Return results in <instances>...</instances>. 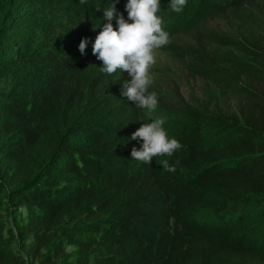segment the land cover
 <instances>
[{
	"label": "trees",
	"instance_id": "1",
	"mask_svg": "<svg viewBox=\"0 0 264 264\" xmlns=\"http://www.w3.org/2000/svg\"><path fill=\"white\" fill-rule=\"evenodd\" d=\"M255 1L187 0L177 13L160 0L157 15L171 40L162 48L197 59L189 67L214 81L236 83L235 109L224 112L177 108L152 84L154 111L121 96L125 71L105 74L102 61L75 47L102 30L113 0H0V76L12 86L0 95V165L23 168L42 135L41 143L54 141L39 177L12 192L18 207L28 206L16 232L32 239L37 264H264V31L240 51L245 56L220 63L234 75L210 67L217 64L204 50L213 45L204 38L208 19ZM114 2L127 19L128 0ZM57 21L73 26L74 48L40 43L41 28ZM177 31L194 32L200 43L183 47L171 37ZM31 87L61 115L34 121L23 108ZM154 119L182 148L148 164L133 160L143 141L132 133ZM17 131L22 138L7 139ZM163 159L176 171H166ZM15 234L0 212V264H25Z\"/></svg>",
	"mask_w": 264,
	"mask_h": 264
},
{
	"label": "rangeland",
	"instance_id": "2",
	"mask_svg": "<svg viewBox=\"0 0 264 264\" xmlns=\"http://www.w3.org/2000/svg\"><path fill=\"white\" fill-rule=\"evenodd\" d=\"M264 31V1H255L245 5L242 9L229 10L225 14L210 18L206 22L204 32L208 37L205 42H213V45H206L205 49L213 59L210 67L220 69L225 75L229 68L220 65V63H230L232 57L240 58L245 54L240 51L248 49L250 39L255 33ZM99 31H95L90 38L85 53L92 54V44ZM172 39H175L183 47H192L200 43L198 36L194 32L177 31L171 34ZM39 41L46 48L68 47L74 48V28L67 27L66 24L46 25L40 30ZM204 43V42H203ZM233 45H229V44ZM80 42L75 44L79 50ZM211 47V48H210ZM156 63L150 68V76L152 85L160 88L164 93V98L178 107L189 108L197 107L200 109H216L220 111L230 112L235 109L238 99L236 83L233 84L228 78L219 77V82L206 77L199 69L190 68L189 64L193 58L173 55L169 50L160 48L154 52ZM199 63V62H196ZM199 66L198 64H195ZM195 66V67H197ZM223 66V67H222ZM235 73V72H234ZM126 76L130 80L131 77L125 71ZM236 80V79H235ZM237 82V80H236ZM10 78L7 74L0 76V95L8 93L11 90ZM26 111L31 110V116L36 118L34 121L48 117L46 114L51 112L52 115L60 116L62 111L57 107L52 100H48L38 87H31L24 91ZM51 115V116H52ZM160 117L159 114H150V117ZM29 119V118H28ZM26 129V126H23ZM22 138L20 132H15L7 136L8 140H18ZM41 140L35 146L34 153L30 156L27 165L23 168H17L14 164L0 165V212L7 223L8 228L14 231L15 239L13 247L16 253L23 257L25 264H37L39 258H36L31 253L32 239L22 242L18 239L16 229L22 224L27 217V205H18L14 202L13 190L20 185H26L29 182L37 179L41 171L47 166L54 152L53 142L41 143ZM57 141V140H56ZM18 143V142H17ZM16 143V144H17ZM15 143H11L13 146ZM2 161V160H1ZM68 250L73 253L74 246H69Z\"/></svg>",
	"mask_w": 264,
	"mask_h": 264
},
{
	"label": "clouds",
	"instance_id": "3",
	"mask_svg": "<svg viewBox=\"0 0 264 264\" xmlns=\"http://www.w3.org/2000/svg\"><path fill=\"white\" fill-rule=\"evenodd\" d=\"M85 2L80 0L81 4ZM186 3L187 0H171L170 8L179 13ZM160 9V0H128L125 5L128 18L125 19L122 13H117L113 0L111 6L103 9V20L106 23L102 24V30L92 44V54L103 62L100 71L108 75L115 74L117 70L120 73L126 71L131 79L123 82L121 96L134 102L138 109L148 111L158 107L157 94L149 91L152 83L150 68L156 63L154 52L171 42L170 34L162 28V17L157 15ZM96 28L93 27V30ZM88 42V38L80 41L79 51L82 55L85 54ZM163 124V119L145 121L132 133L131 140L143 141L139 149L132 148L133 160L148 164L154 157H171L182 148L177 139L168 137ZM160 163L166 171H176L175 165H170L168 159Z\"/></svg>",
	"mask_w": 264,
	"mask_h": 264
}]
</instances>
